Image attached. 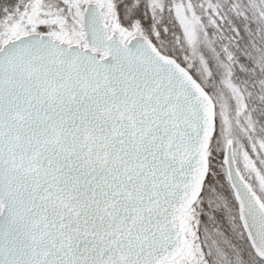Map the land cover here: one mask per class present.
<instances>
[{"label": "snow or ice", "instance_id": "snow-or-ice-1", "mask_svg": "<svg viewBox=\"0 0 264 264\" xmlns=\"http://www.w3.org/2000/svg\"><path fill=\"white\" fill-rule=\"evenodd\" d=\"M0 264H264V0H0Z\"/></svg>", "mask_w": 264, "mask_h": 264}]
</instances>
